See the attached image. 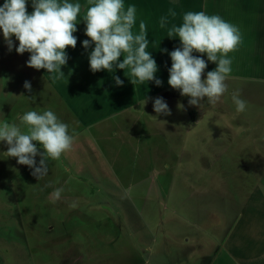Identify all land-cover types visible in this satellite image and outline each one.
Wrapping results in <instances>:
<instances>
[{
  "label": "rangeland",
  "instance_id": "obj_1",
  "mask_svg": "<svg viewBox=\"0 0 264 264\" xmlns=\"http://www.w3.org/2000/svg\"><path fill=\"white\" fill-rule=\"evenodd\" d=\"M124 3L135 5L145 22L146 50L157 65L159 86L151 81L133 85L121 69L90 71L91 47L81 46L88 39L82 21L73 33L76 46L65 48L68 60L61 71L67 82H51L44 69L27 66L29 53L15 52L14 37L8 51L0 36L3 118L18 121L23 111L50 108L75 132L71 148L60 160L49 161L40 179L14 157L0 154V264H205L201 251L214 255L225 245L258 254L264 247V201L257 199V209H242L251 189L264 196V0ZM26 11H32L30 3ZM187 11L219 15L241 33V43L229 54L226 93L200 108L167 84V52L179 40L165 36L158 25L161 16L169 26L179 25ZM214 68L206 61L205 72ZM99 74L108 77L107 87L93 88L87 80ZM113 75L122 85H115ZM24 81L30 90L23 88ZM76 81L88 86L81 94L92 101L90 111L81 99L66 96ZM233 92L247 101L245 111H235ZM157 96L167 102L170 115L154 113ZM144 97L142 111L137 101ZM96 101L103 103L98 110ZM85 115L86 126L79 127L74 116ZM6 147L0 142V152ZM57 187L63 189L60 199L52 195ZM236 233L241 239H233Z\"/></svg>",
  "mask_w": 264,
  "mask_h": 264
},
{
  "label": "clouds",
  "instance_id": "obj_2",
  "mask_svg": "<svg viewBox=\"0 0 264 264\" xmlns=\"http://www.w3.org/2000/svg\"><path fill=\"white\" fill-rule=\"evenodd\" d=\"M29 3L31 12L26 11ZM81 21L84 35L88 37L81 41V46L85 51L91 47L87 55L90 71L114 73L115 69H121L133 85H145L149 81L156 86L161 84L154 75L155 60L146 50L150 45L146 25L138 19L135 5L125 6L124 0H87L86 4L81 0H3L0 3V36L8 51L13 48L14 37L18 41L15 52L29 53L26 65L44 69L51 82H67V76L61 71L68 60L65 48L76 46L77 37L73 33ZM158 25L166 30L165 36L179 40V46L167 52L171 61L167 84L181 96H187L190 106L200 108L219 100L227 91L225 82L232 72L229 54L241 43L239 28L219 15L203 11L184 12L179 25L169 26L167 18L161 16ZM193 53L204 54L206 59ZM119 57L122 59L118 60ZM206 61L214 63L215 68L205 72ZM112 79L116 86L123 83L118 76L113 75ZM22 86L30 90L28 81ZM231 101L236 112L246 110L247 101L238 92L231 94ZM137 102L143 111L146 98ZM152 109L157 115L171 114L163 97L152 98ZM74 138V129L50 108L23 111L18 121L5 120L0 113V142L7 146L0 154L14 157L17 164L27 166L36 179L48 173L49 161L60 160L71 148ZM62 191L55 188L53 197L60 199Z\"/></svg>",
  "mask_w": 264,
  "mask_h": 264
},
{
  "label": "crops",
  "instance_id": "obj_3",
  "mask_svg": "<svg viewBox=\"0 0 264 264\" xmlns=\"http://www.w3.org/2000/svg\"><path fill=\"white\" fill-rule=\"evenodd\" d=\"M71 57H73V58L80 57L81 58L80 55L79 56H71ZM87 80L92 82V87L93 88L98 83H100V86H102L101 84L103 83L104 87H107L106 80H108V77L104 76L102 74H99V75H94L91 78L87 77ZM80 82H81V80H80ZM74 84H76V85H74V86L72 85V86H70L69 89H66V92H67L66 96L69 99L70 98L73 99V97H75L76 99H81L80 101H83L82 106L83 107H87L88 111H90L91 107L93 106L92 101L90 99L87 100V101H84L85 99L83 98V96L81 94L82 89H86L87 85L86 86H83V85L80 86L78 81L74 82ZM118 93L119 92H115L116 95H118ZM80 94H81V96H80ZM76 95H78V96H76ZM72 101L73 102L71 103V105L73 107L75 105L76 101H74V100H72ZM78 104L80 106L79 112L81 111L80 114L81 113L83 114L84 111L82 110V106L80 105V103H78ZM96 106H97V110H98L101 106H103V103L98 104V102L96 101ZM85 117H86V115L84 116V118L79 117V119H75V116H74L73 121L75 123H78L79 127H81V125L82 126H86V124L83 123L85 121V119H86ZM250 151L252 152V150H250L248 148V154H249ZM245 157H246V155H245ZM257 186L258 185L256 184L254 186V188H256ZM97 188H99V187H97ZM87 192L92 195V193L88 189H86L85 194ZM196 192H199V191H196ZM246 196L247 197L245 198V201L243 203L244 207L242 206V209H244V210H245V206H247L248 208L249 207H253V208L257 209L258 208L257 205L259 204L258 202H256L257 199L261 200L262 202L264 201L263 200L264 196L262 195L261 190L257 191V189H253V190L251 189L250 193L248 192ZM81 199H83V198H81ZM84 200L85 199H83L82 202ZM240 219L243 220L242 216L240 217ZM263 235H264V233H262V236ZM237 238H240V236H238L237 233H236V235L234 236L233 239L236 240ZM228 240H229V237L227 239V242H228ZM233 243H234L233 244L234 247H237V248L240 247L238 242H233ZM152 245H153V242L149 245L150 248H151L150 250H152ZM226 245H227V243H226ZM236 245H239V246H236ZM223 249L224 250H218L214 255H213V253H210L208 250H207V252L201 251L200 255H201V258L204 260L205 264H219V262L220 263L222 262L223 264H264V247H263V249L262 248L260 249L258 254L250 253L249 252L250 250L248 249V247L245 248L244 251L240 250L239 252L238 251L235 252L232 249V247L231 248H225V245H223ZM202 250H203V248H202Z\"/></svg>",
  "mask_w": 264,
  "mask_h": 264
}]
</instances>
